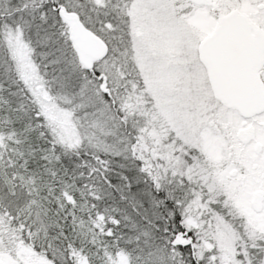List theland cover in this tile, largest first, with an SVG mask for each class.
<instances>
[{"label": "rangeland", "instance_id": "1", "mask_svg": "<svg viewBox=\"0 0 264 264\" xmlns=\"http://www.w3.org/2000/svg\"><path fill=\"white\" fill-rule=\"evenodd\" d=\"M50 1L77 13L107 43L94 69L134 126L133 145L104 101L102 83L82 72L67 43L68 27ZM234 9L264 29V0H0L6 12L0 38L60 143L76 148L85 142L122 162L135 151L148 178L174 200L202 264H264V111L243 118L221 102L199 57L200 43ZM260 76L264 81V67ZM139 193L146 213H153L148 194ZM4 206L0 263L52 264L10 225ZM131 226L134 238L147 242V223ZM147 243L151 264H171Z\"/></svg>", "mask_w": 264, "mask_h": 264}, {"label": "trees", "instance_id": "2", "mask_svg": "<svg viewBox=\"0 0 264 264\" xmlns=\"http://www.w3.org/2000/svg\"><path fill=\"white\" fill-rule=\"evenodd\" d=\"M50 5L55 11L65 7L55 1ZM5 16L0 12V25ZM94 63L82 72L103 84ZM112 98L107 89L103 99L131 146L135 128ZM133 153L122 162L87 149L85 142L76 148L62 145L0 38V205L5 204L10 225L36 252L52 264H113L120 257L127 264H151L149 240L171 264H202L174 200L148 178ZM96 187L99 193L91 194ZM141 189L155 207L153 213H146ZM136 222L149 226L147 242L134 238L131 225Z\"/></svg>", "mask_w": 264, "mask_h": 264}, {"label": "water", "instance_id": "3", "mask_svg": "<svg viewBox=\"0 0 264 264\" xmlns=\"http://www.w3.org/2000/svg\"><path fill=\"white\" fill-rule=\"evenodd\" d=\"M201 5L207 0H189ZM69 30V39L79 63L86 69L108 53L107 43L86 28L77 13L58 10ZM199 57L208 70L215 96L243 118L264 110V89L258 72L264 63V33L253 28L246 15L234 9L221 16L214 30L199 46ZM105 93V83L101 85ZM262 192L255 194V210L261 207ZM1 264V263H0Z\"/></svg>", "mask_w": 264, "mask_h": 264}, {"label": "flooded vegetation", "instance_id": "4", "mask_svg": "<svg viewBox=\"0 0 264 264\" xmlns=\"http://www.w3.org/2000/svg\"><path fill=\"white\" fill-rule=\"evenodd\" d=\"M191 2V1H190ZM193 3V2H192ZM61 7H59V8H57L56 9V11H57V13H58V10L60 9ZM52 9H55L54 7H52ZM69 11V10H68ZM240 12V11H239ZM242 13V12H241ZM242 14H244V15H246V17H247V19H248V21L251 23V32H252V30H253V28H259L263 33H264V29L263 28H260V27H257L256 25H255V23L253 22V20L250 18V16L248 15V14H245V13H242ZM59 15V14H58ZM262 67H264V63H263V65H262ZM262 67L260 68V70H259V72H258V75H259V78H260V80L262 81V85H263V89H264V81H263V79L261 78V76H260V71H261V69H262ZM264 111V110H263ZM262 111V112H263ZM262 112H260V113H262ZM259 113V114H260ZM258 115V114H257ZM255 116V115H254ZM253 117V116H252ZM261 192V191H260Z\"/></svg>", "mask_w": 264, "mask_h": 264}]
</instances>
